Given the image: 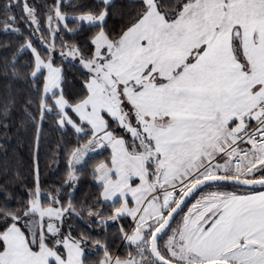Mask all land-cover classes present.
I'll return each instance as SVG.
<instances>
[{
    "label": "snow or ice",
    "instance_id": "6c2138e0",
    "mask_svg": "<svg viewBox=\"0 0 264 264\" xmlns=\"http://www.w3.org/2000/svg\"><path fill=\"white\" fill-rule=\"evenodd\" d=\"M0 24L34 133L31 183L0 182V264H264V0H0ZM113 225L123 254L91 234Z\"/></svg>",
    "mask_w": 264,
    "mask_h": 264
},
{
    "label": "trees",
    "instance_id": "16d2710c",
    "mask_svg": "<svg viewBox=\"0 0 264 264\" xmlns=\"http://www.w3.org/2000/svg\"><path fill=\"white\" fill-rule=\"evenodd\" d=\"M30 3H43L45 0H29ZM51 3V0H47ZM19 14V13H17ZM22 26V25H21ZM77 39L84 41L86 34H82ZM17 37L8 34L3 29V24H0V118H2L3 107L5 104L11 108L9 103L12 99L16 100L15 110L10 111L8 114L9 128L7 132L3 127H0V182L5 180L6 175L19 174L25 184H30L32 181V158H33V128L27 122L23 111V100L32 95L31 86L23 80H13L5 72V63L9 59L13 50L15 49ZM75 70L71 69L68 73L67 91L72 94L79 89V83L73 75ZM43 142L40 153V170L41 179L45 185L58 183V179L65 173V164L63 160L60 163H52V151L58 141H60L62 133L53 126L45 125L43 133ZM103 159V156L95 158ZM95 160H93V163ZM7 169V173L5 172ZM86 170L81 177L82 183L79 185L80 191L77 193V199L82 198L86 194L94 195L99 191L97 185L92 181L89 172ZM23 192V188L20 189ZM2 199V195H0ZM12 203H15L14 201ZM76 223V221H73ZM109 234L101 233L100 229L92 231V235L108 241L113 253L123 254L127 250L121 246L120 241L117 239V227L113 225L108 230ZM102 255V253H100Z\"/></svg>",
    "mask_w": 264,
    "mask_h": 264
}]
</instances>
